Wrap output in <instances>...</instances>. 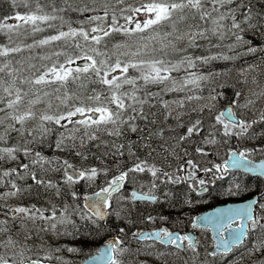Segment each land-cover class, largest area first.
Here are the masks:
<instances>
[{"label":"rangeland","instance_id":"1","mask_svg":"<svg viewBox=\"0 0 264 264\" xmlns=\"http://www.w3.org/2000/svg\"><path fill=\"white\" fill-rule=\"evenodd\" d=\"M133 1L135 0H89L93 3L91 10L88 11L90 21H98V25L92 27L90 33H87L86 29H82L86 28L84 26L73 31L78 39L72 41L74 43L69 45L71 46L69 50H75L77 53L74 48V45H77L79 58L76 59L69 52V61L72 62L58 63L51 70L49 67L42 75L45 81L43 85L46 86H43L41 91L29 99L16 101L0 108V157H2L0 164L4 166V168L0 167V186H4L0 192V259L16 258L22 260L34 256L35 250H53L54 244L61 245V248L67 246V242H70V245H75L71 235H62L58 232L56 223L71 220L84 221V217L89 211L85 209L80 198L92 191L87 188L86 191L80 189L79 193L71 192L69 186L67 188L65 185L59 184L56 189H53L55 196H60V194L63 196L64 193L68 201L67 199L66 201L62 200L63 205H56L55 202H52L51 207L40 208L37 212L39 218L35 219L33 212L27 210L26 205L23 204V191L30 188L32 184L23 187L16 185L13 188L8 187L9 185L5 183L6 180L13 182L14 178H20L23 182H27L25 177L28 176L29 172L28 169L23 170L24 164H18L22 158L12 157V155L8 159L5 158L2 142L6 141V135L12 129H21L23 132L28 129L34 135L42 126L41 130H47L48 127L45 126L47 121L54 120L61 124H75L82 129L85 137H89L91 133L96 132L95 128L103 122L114 123L116 121L120 113L113 114L112 107L119 103V99H123L124 91H132L136 85L139 86L134 83L136 79L131 74L132 69L139 64L142 63L144 66L156 70L155 77L158 80L155 78V83L160 88V93L156 91L146 92L148 97L139 101V104H146L149 101L147 106L156 109L160 107L159 103H161V106L166 108H164L166 114L170 113L175 116L189 114L190 119H192L189 122L190 125L188 124L189 126L186 127L189 133L195 130L194 127H201L206 124L205 127L211 131L212 136L208 140L210 142L208 147L200 150L199 158L192 159V161L188 160L183 165L181 173L177 171L168 172L167 175L163 176V179L159 178L157 181L151 179L146 182L145 178H142L143 180H140L136 184L137 186L144 187L143 182L149 186L156 183L167 184L168 181L188 180L195 184L196 188H199L210 180L208 178L216 177V174L209 173V166L216 167L217 173L220 170L223 175L225 174L224 168L220 166H222L224 156L227 154L225 151L232 148H229V145L237 146L234 141H230L233 133L245 134L249 125L255 120L261 121L263 123L261 127H264V78L255 74V77L252 75L251 79L243 81L244 95H238V99L241 100L233 101L239 106L241 115L239 122L235 123L222 116V109L227 102H222L221 99L217 100L216 95L210 96L209 88H204L210 77H213L212 81L216 84H219L218 82L229 83L226 80L229 72H220L217 69L209 73L206 65L201 66L204 63L202 60L209 58L206 55L214 56L215 59L221 58L223 55L236 58L240 54L253 50L246 48L250 45H245L246 42H241L240 39L231 41L235 35L229 31V28L233 29L235 25L226 22L228 13H233L229 11L230 6H232L230 0L225 2L215 0L217 4L213 1L212 11L208 15L204 7L207 0H140L139 3H131ZM117 4H122L126 8L130 6V10H132L130 13L132 14L129 15L126 24L116 28L112 25V29L128 28L130 34L134 35L119 36L120 34H118L109 38L111 35H107L108 32L98 33L99 28L105 31L111 28L110 24H101L100 21H104L103 15L108 8L113 15V11L120 8L117 7ZM158 9L159 12H157ZM224 27L227 28L224 29ZM214 34H217V38L212 42H206ZM217 39H225L227 42L225 44L219 43ZM198 47L201 50L203 47L206 49L204 58L202 56L203 51L200 55L197 54L196 49ZM84 57L95 60L97 66L106 72L113 83L110 86L112 92L102 94L100 91L87 90L84 81H81L80 84L78 81L75 84L76 77L78 78L80 73L85 74L88 69L78 63ZM184 60L195 61L194 64H188L187 74L182 72L183 66L180 64ZM220 64L219 62L216 63L217 66ZM127 66L131 67L127 68ZM221 67L227 71L230 70V67L226 68L223 65ZM193 68L196 69V73L190 71ZM244 68L242 65L241 70ZM250 69L252 70V67ZM231 82L236 86L241 85L239 81L231 80ZM71 83L76 86V89L73 90L69 87ZM13 86L14 84L11 83L9 86L8 83L4 87L0 86V92L10 91V87L13 88ZM119 90L122 93H117ZM183 90L184 92H182ZM135 91L126 94H136ZM171 91L174 92L171 94L172 102L168 101L163 106L160 98ZM155 93L159 95L157 98L152 97V94ZM14 97L10 98V101H13ZM204 106L211 107V109L202 111ZM110 107L111 113H107L106 110H109ZM52 109L57 112L51 111ZM209 112L211 116L208 120L206 118L209 117ZM150 113L155 115L154 112ZM204 114L207 117H204ZM143 115L146 116V113ZM131 125L134 124L130 123L128 126ZM74 134L72 131V135ZM256 134L258 133L256 132ZM205 135L209 137L210 132L205 131ZM77 139L78 137H76ZM26 148L25 146L22 147L23 152H29ZM241 149L245 152L244 154L252 158L264 157V141L258 139V136L254 138L252 147L243 146ZM219 156H223L222 161L217 160ZM25 158L36 162L35 155L26 153ZM136 169L138 171L148 170L150 174L157 170L156 167L149 164H138ZM159 193H163L167 199L172 195L168 189H162ZM33 194L31 193V195ZM117 199L120 204H114L110 213L124 216L127 214V211L123 213L127 200L125 197H118ZM258 212L260 214H258V222L255 226L264 222V199L261 208H258ZM261 230H264V227H261ZM58 235L62 238H59L60 241L57 242ZM208 242L209 238L205 237L195 252L187 256L185 262L204 264L207 260L209 263L214 262V260H221V258H215L208 254ZM70 249L72 248L67 250ZM83 256L68 253L62 262L64 264H81ZM239 258L237 253L232 257L238 262Z\"/></svg>","mask_w":264,"mask_h":264},{"label":"trees","instance_id":"2","mask_svg":"<svg viewBox=\"0 0 264 264\" xmlns=\"http://www.w3.org/2000/svg\"><path fill=\"white\" fill-rule=\"evenodd\" d=\"M252 5L254 13L250 15V19L258 18L263 24L264 4L256 1ZM92 6L93 3L89 0H0V86L4 87L7 83L8 86L9 83L14 84L13 88L10 87V91L0 92V106L6 105L14 96L18 100H26L35 95L43 89V86H46L43 85L45 81L42 75L49 67L51 70L58 63L71 62L69 52L75 58L78 57L77 45H74L77 53L75 50L70 51L69 45H73L72 41L78 39L73 34L74 30L84 26L86 28L82 29L89 32L96 25L97 22L90 21L88 15ZM117 7L120 8L115 9L113 15L109 8L103 15L107 25L125 24L129 15L132 14L130 8L123 5ZM118 31L121 30L118 29ZM254 43L264 45V42ZM261 52L264 51L256 52L254 57L262 61L261 66L264 69V54ZM216 63L210 62L209 68L213 71L221 68ZM257 63L260 64V62ZM180 64L183 66L182 72L187 74L189 61L184 60ZM228 64L229 62H223L221 65L227 67ZM204 65L206 61L202 64ZM139 68L141 70L135 68V73L140 76L149 73L144 66ZM78 77L85 82L87 90L96 89L103 94L112 92L109 76L95 65ZM231 80H233L232 77L228 79L230 85L221 86L227 96L226 100H231L237 91V86H233ZM156 85V83L147 84L151 87ZM81 87H83L82 84ZM144 107L145 105L142 107L143 111L147 112ZM146 108L155 110L148 106ZM134 109L137 114L134 125L128 126L127 121H124L125 116L130 115L129 111L125 110V116L115 121L116 126L110 129L102 124L96 127V132L91 133L89 137H85L82 129L75 124H61L54 120L47 121V131L42 130L34 136L27 137L31 155L36 157V162H32L29 158L22 159L25 168L30 170L26 178L28 182L10 180L7 184L20 187L32 184L30 188L24 190L23 195L26 203L31 201L35 219L39 218L37 212L40 208L51 207L52 202L63 205L62 200L66 201L67 197L64 193L63 196L61 194L55 196L53 191L59 184L62 186L66 184L65 177L68 175L63 169L65 162H71L85 171L94 168L97 175L95 181L90 183L93 187L88 188L94 190L107 184L110 177L141 161L157 163L165 168H178L184 160L196 158L198 148L209 139L208 135H205V127H196L190 133L188 129L186 130V127L190 125L189 122L192 121L189 114L178 116L166 114L161 104L159 109L154 111L155 115L147 112L144 116L142 112H139L141 108L138 105ZM18 132L20 130L17 129L10 131V134L6 135V141L2 142L4 147H1L6 159L8 155H13L12 153L18 157L23 156L20 148L21 138L17 137ZM258 132H261L258 136L264 141V127L258 128ZM76 137H78L77 140ZM0 167L4 168L1 164ZM85 183L86 181L80 186L74 181L71 192L79 193L80 189L86 191ZM174 189L175 196L169 199H173L174 203L168 201L160 205H148L147 211L142 206V213L135 211L134 214H149L152 211L157 213L173 211L179 214L182 211L181 206L176 208L183 188ZM31 193L34 194L31 195ZM56 225L59 231L64 229L63 224L56 223ZM84 229L86 227L82 228Z\"/></svg>","mask_w":264,"mask_h":264},{"label":"flooded vegetation","instance_id":"3","mask_svg":"<svg viewBox=\"0 0 264 264\" xmlns=\"http://www.w3.org/2000/svg\"><path fill=\"white\" fill-rule=\"evenodd\" d=\"M226 1V0H222ZM258 2L264 4V0H230L231 5L229 11L232 14H253L254 9L252 3ZM264 10V6H263ZM264 20V18H263ZM245 28V29H244ZM243 30L241 36L236 35L241 42H264V23L261 24L258 18H252L250 21L246 20V25L241 27L239 32ZM231 42V41H230ZM244 73L247 78L255 76V68L257 60L254 54L246 55L243 60ZM252 67V70L250 69ZM236 106L235 112L240 114V108ZM241 174V170H232L229 173ZM238 174V175H239ZM248 178L256 181V186L253 191L249 193H242L240 186L232 185L228 183H213L205 184L201 189L202 193L206 196V199L210 201L214 200L217 195L222 194L219 198V202L233 201L250 197L254 194H260L258 204L256 207V213L254 222L250 223V230H255V224L258 222L260 214L258 208H261L264 199V178L259 175L245 174ZM190 188L187 190V195L191 200L194 199L193 192L195 184H189ZM257 189V190H256ZM117 194V193H116ZM116 196V195H115ZM260 203V204H259ZM129 204H132L129 202ZM191 217V216H190ZM93 218V226L97 229L104 231L103 235L97 236L96 230H93L84 239V244L75 248L79 254H87L90 251H97L98 247L107 239L102 242L100 238L117 236L119 239L118 246L114 249V260L111 264H188L186 261L187 256L190 253H194L197 246L202 244L205 237L209 238L207 245V252L215 258H221L224 261L222 263L211 262L207 260L204 264H228L226 261L228 257L222 252L212 251L215 246V242L212 239V235L209 229L196 226L194 219L187 218L186 216H153V215H109L108 222L99 221L97 218ZM116 224H115V223ZM239 221L232 223V226H238ZM264 227L263 224L259 225ZM257 226V227H259ZM160 229V232L156 233L153 237H140L143 231ZM226 227L223 228L225 230ZM191 233L194 234V239L191 238ZM172 235L171 238H167L168 235ZM224 232L222 231V235ZM177 235L179 239L175 236ZM92 253V252H91ZM84 258V257H83ZM260 262L253 263H237V264H259Z\"/></svg>","mask_w":264,"mask_h":264},{"label":"water","instance_id":"4","mask_svg":"<svg viewBox=\"0 0 264 264\" xmlns=\"http://www.w3.org/2000/svg\"><path fill=\"white\" fill-rule=\"evenodd\" d=\"M229 109L231 110V107H229ZM225 114L228 115L230 117L231 113L225 111ZM225 165L227 167H234V168H243L246 171H249L251 173H261L264 175V159L260 160V161H252L249 158L246 157H242L241 153L237 150H232L230 153V158L227 160V162L225 163ZM68 171H74L76 172L75 169L71 168V167H67ZM123 181V178L116 180L107 190H100L97 191L91 195H88L85 199H84V205L90 210L92 211L94 214L105 218L107 216V212H108V205H109V197L110 195L117 190V188L121 185ZM135 193V198H149V199H153L154 196L152 195H145L141 192L138 191H134ZM244 203H247L248 208L250 206V204L252 203L251 199H248L246 201H243ZM240 202L238 203H229L227 205H223L220 207H217L214 209L213 212H205L204 215H201V217L199 219H207V222H217L218 220H220V218L222 217V215L226 214L228 210L235 208L237 206H239ZM247 209L244 210V212H247ZM244 209V208H242ZM219 223V222H217ZM107 249V248H106ZM105 250V249H104ZM101 256V255H100ZM99 256V258H100ZM102 256L107 258L109 256V251L105 250L102 253ZM6 264V263H5ZM28 264H38V263H28Z\"/></svg>","mask_w":264,"mask_h":264},{"label":"bare ground","instance_id":"5","mask_svg":"<svg viewBox=\"0 0 264 264\" xmlns=\"http://www.w3.org/2000/svg\"><path fill=\"white\" fill-rule=\"evenodd\" d=\"M199 27V26H198ZM23 175V174H22ZM28 182V181H27ZM66 241V240H65ZM69 241V240H68Z\"/></svg>","mask_w":264,"mask_h":264}]
</instances>
